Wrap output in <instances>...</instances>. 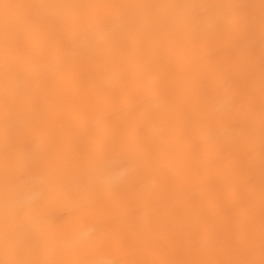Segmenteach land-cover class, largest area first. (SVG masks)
I'll return each instance as SVG.
<instances>
[{
	"label": "bare ground",
	"instance_id": "1",
	"mask_svg": "<svg viewBox=\"0 0 264 264\" xmlns=\"http://www.w3.org/2000/svg\"><path fill=\"white\" fill-rule=\"evenodd\" d=\"M260 2L0 0L50 6L0 26V259L258 258Z\"/></svg>",
	"mask_w": 264,
	"mask_h": 264
},
{
	"label": "snow or ice",
	"instance_id": "2",
	"mask_svg": "<svg viewBox=\"0 0 264 264\" xmlns=\"http://www.w3.org/2000/svg\"><path fill=\"white\" fill-rule=\"evenodd\" d=\"M50 7L49 5L43 4H21V3H0V26H2L4 45L6 52L10 47V37L15 31L17 24L21 19V13L24 10L32 9H42ZM106 7V6H97ZM107 7H123L130 9H137L142 11L155 10V9H167L172 7H178L176 5H163V4H136V5H120V6H107ZM241 8L248 9L246 13L249 19V26L254 27L255 18L253 13L250 11L255 7V5L239 6ZM260 25L262 34H264V0L260 2ZM262 52H264V35H262ZM262 113H264V105H262ZM261 148L264 151V118H262L261 126ZM117 146H112L111 150H116ZM19 179L22 180V177ZM262 217H264V208H262ZM4 258L0 259V264H37L34 261L21 260L10 258V252L12 251V238L11 231L8 227L7 222L5 223L4 229ZM100 243L104 246H110V242L105 238L104 233L101 229L100 231ZM103 264H121L118 260H107ZM133 264H264V225H262L259 248H258V258H257V246L254 240H250L249 243L243 250V254L238 258L229 259H202L195 261H176V260H164V261H137Z\"/></svg>",
	"mask_w": 264,
	"mask_h": 264
}]
</instances>
